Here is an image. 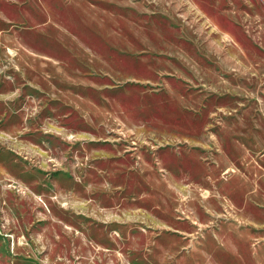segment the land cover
Listing matches in <instances>:
<instances>
[{
  "label": "rangeland",
  "instance_id": "obj_1",
  "mask_svg": "<svg viewBox=\"0 0 264 264\" xmlns=\"http://www.w3.org/2000/svg\"><path fill=\"white\" fill-rule=\"evenodd\" d=\"M0 264H264V0H0Z\"/></svg>",
  "mask_w": 264,
  "mask_h": 264
}]
</instances>
